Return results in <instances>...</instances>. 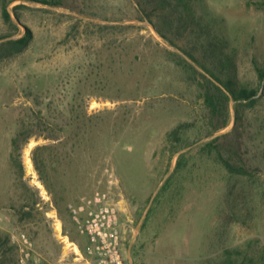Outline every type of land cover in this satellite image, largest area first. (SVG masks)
Here are the masks:
<instances>
[{"label":"rangeland","instance_id":"rangeland-1","mask_svg":"<svg viewBox=\"0 0 264 264\" xmlns=\"http://www.w3.org/2000/svg\"><path fill=\"white\" fill-rule=\"evenodd\" d=\"M59 1L0 0V36L15 32L3 19L5 2L19 26L13 38L28 29L34 36L23 54L0 63V264H92L70 205L96 192L124 199L139 228L133 242L127 231L128 264H264V80L257 71L264 0H172L165 9L163 0ZM213 49L229 55L230 69L222 70ZM204 65L237 91H259L253 104L240 102L211 78L230 96L228 126L217 132L203 95ZM36 94L47 95L37 103ZM51 103L53 119L87 114L79 146L45 154L56 163V190L67 188L61 205L33 162L37 146L56 142L30 139L20 156L23 179L11 158L19 122ZM182 123L190 127L173 154L168 135ZM224 135L218 142L230 152L222 149L223 157L251 175L232 174L207 147Z\"/></svg>","mask_w":264,"mask_h":264},{"label":"trees","instance_id":"trees-1","mask_svg":"<svg viewBox=\"0 0 264 264\" xmlns=\"http://www.w3.org/2000/svg\"><path fill=\"white\" fill-rule=\"evenodd\" d=\"M15 1V0H14ZM22 1H27V0H22ZM30 1H37L46 5H60L61 1H55V0H30ZM183 3H186L185 0H180ZM172 0H163L162 8H168L172 5ZM12 2H5L2 7V16L4 21L10 25L15 32L11 35H6V36H0V63L3 61L19 56L23 54L30 46L31 42L33 41V33L31 32L30 29H28L27 33L20 38H13V36L19 31V26L15 22L13 14L11 10L9 9V6ZM139 5L142 6V10L145 12L147 19L153 23V19L151 18L152 15L150 13H147L143 9V4L141 1H138ZM24 5H17L14 7V11L16 14V17L18 20L20 19V14L18 12L19 9L23 8ZM142 12V11H141ZM142 20L143 18L140 17ZM157 30V29H156ZM165 40L170 41L171 44L174 45V43L168 38L166 35H161ZM224 46V44H223ZM217 48V47H215ZM217 50V49H216ZM219 52L223 51H215L214 49L212 50L213 55H216V57L219 59V65L222 68V70H227L230 69L232 66V61L229 57V55L223 54V56H220ZM187 56H189L192 60L197 62L198 64H201L197 58H195L192 54L186 53ZM189 66H191L195 71H197L194 66L187 61L186 59H183ZM184 69L188 71V69ZM204 69L209 73L210 76L200 74L206 82L204 87H205V93H203L204 98H205V104L208 106L210 110V123L214 130L217 132L219 130H222L228 126V113H229V102H230V96L226 93V91L232 95L233 97L236 98L237 101L242 102L248 101L250 104H253L256 100V96L258 95V90H248V89H240L236 90L234 89L233 82L231 79L228 81H223L221 76L218 74V72H215L213 69L208 68L204 65ZM257 71L259 73V78L261 80H264V67H260L257 65ZM193 77V75H191ZM194 79H197L195 76L193 77ZM213 78L214 80L220 82V83H227L229 86L232 88V92L230 90H224L223 87L218 86L216 83L213 82L211 79ZM30 92H34L33 89L29 88ZM237 91V92H236ZM48 94V93H47ZM47 94H36V98L34 99L37 101V103L40 102V99L42 98L43 95ZM77 97V95H76ZM51 103L47 108L46 111L43 108H33L31 109L32 111V116L29 115V121L22 120L19 122V130L16 133V135L13 137L11 141L12 145V153H11V158L15 162V166L19 168V173H20V179H23L24 177V165L22 161L20 160V156L22 154V151L30 141L31 138L37 136V137H43L45 140H49L52 142H56L55 146L52 145H39L35 148L33 152V162L35 165V168L40 176V179L44 182L46 185L47 189L56 195L58 198L59 196L61 197V200L56 202L57 205H61V201L65 200V195L67 188L66 186L60 187V189L55 188V183H54V173L57 171L56 169V163L55 161L51 162L49 165L47 163L46 159V152L51 149V148H61V147H67L69 145H72L73 147L79 146V144L82 142V140L85 138L84 132L87 128V124L84 123V120L87 119L86 116L87 114H78V115H72L69 117H64L61 119L58 118H51V111L48 108H52ZM69 107L73 108L75 105L71 103ZM56 109V106L54 107V110ZM92 119V118H91ZM189 124L187 123H182L179 126H177L174 130H172L168 137L171 140V142H175L176 144L172 145L171 151L173 154L178 153L182 148L180 145H177V143L181 142L183 140V134L187 132ZM230 135H224L222 137L216 138L213 142L209 143L207 147L212 150H217V153L219 155V159L221 163L226 167V169L231 172L232 174L235 175H243V176H248L251 175L252 172H250L249 169L245 167V165H237L231 163L229 159H226L223 157L221 150L222 149H228L227 145L224 143H219L222 138L228 139ZM239 140H235L234 144V149L236 157L238 159H241V148L239 145ZM241 144V143H240ZM190 146V145H189ZM230 152V151H229ZM232 153V154H233ZM183 166V156L180 157L176 170L181 168ZM52 172V175H51ZM227 264H235L231 261H228ZM236 264H244V263H236Z\"/></svg>","mask_w":264,"mask_h":264},{"label":"built area","instance_id":"built-area-1","mask_svg":"<svg viewBox=\"0 0 264 264\" xmlns=\"http://www.w3.org/2000/svg\"><path fill=\"white\" fill-rule=\"evenodd\" d=\"M123 200L108 192H96L87 202L70 205L73 219L87 237L85 254L92 264H128L124 253L125 234L128 229L133 234L135 228ZM121 212L127 215L126 223L122 222Z\"/></svg>","mask_w":264,"mask_h":264},{"label":"crops","instance_id":"crops-1","mask_svg":"<svg viewBox=\"0 0 264 264\" xmlns=\"http://www.w3.org/2000/svg\"><path fill=\"white\" fill-rule=\"evenodd\" d=\"M138 234H139V228H135L134 233L132 234V242L133 240H135V238H137ZM125 238L127 240V232L125 234ZM129 264H133L132 260H130Z\"/></svg>","mask_w":264,"mask_h":264},{"label":"bare ground","instance_id":"bare-ground-1","mask_svg":"<svg viewBox=\"0 0 264 264\" xmlns=\"http://www.w3.org/2000/svg\"><path fill=\"white\" fill-rule=\"evenodd\" d=\"M28 150H29V149H28ZM28 160H29V164H30V163H31V159L29 158ZM58 229H59V227H58Z\"/></svg>","mask_w":264,"mask_h":264}]
</instances>
